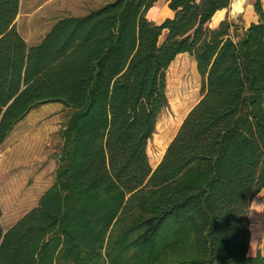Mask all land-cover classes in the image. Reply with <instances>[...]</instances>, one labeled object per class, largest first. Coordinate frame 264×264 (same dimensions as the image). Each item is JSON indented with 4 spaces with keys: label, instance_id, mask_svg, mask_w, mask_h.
<instances>
[{
    "label": "trees",
    "instance_id": "obj_1",
    "mask_svg": "<svg viewBox=\"0 0 264 264\" xmlns=\"http://www.w3.org/2000/svg\"><path fill=\"white\" fill-rule=\"evenodd\" d=\"M158 1L106 2L28 45L21 0H0V146L31 110L69 109L52 185L0 221V264H264L248 217L264 194L262 0L256 23L213 28L229 0H166L173 15L156 23ZM184 53L200 99L152 168L166 71Z\"/></svg>",
    "mask_w": 264,
    "mask_h": 264
},
{
    "label": "rangeland",
    "instance_id": "obj_2",
    "mask_svg": "<svg viewBox=\"0 0 264 264\" xmlns=\"http://www.w3.org/2000/svg\"><path fill=\"white\" fill-rule=\"evenodd\" d=\"M109 1L112 0H21L16 26L28 45L37 44L58 19L84 15ZM168 11L166 0H160L147 12V17L161 23L172 17ZM221 13L214 17L218 20H211V28L225 17L241 24L242 17H232L229 9ZM200 95L201 80L194 59L186 53L177 55L166 71L168 105L158 117L147 145L152 168L161 160ZM68 114L69 109L61 103L41 105L15 126L0 146V221L5 228L52 185L62 145L60 132ZM253 201L264 203V194L257 195ZM248 217L251 222L250 252L255 254L264 237V207L251 204Z\"/></svg>",
    "mask_w": 264,
    "mask_h": 264
},
{
    "label": "clouds",
    "instance_id": "obj_3",
    "mask_svg": "<svg viewBox=\"0 0 264 264\" xmlns=\"http://www.w3.org/2000/svg\"><path fill=\"white\" fill-rule=\"evenodd\" d=\"M248 0H229L228 8L230 15L234 18H239L247 14ZM254 207H264V203L257 204L255 201L251 203Z\"/></svg>",
    "mask_w": 264,
    "mask_h": 264
},
{
    "label": "crops",
    "instance_id": "obj_4",
    "mask_svg": "<svg viewBox=\"0 0 264 264\" xmlns=\"http://www.w3.org/2000/svg\"><path fill=\"white\" fill-rule=\"evenodd\" d=\"M158 3V2H157ZM157 3H155V5L157 4ZM154 5V6H155ZM248 5L250 6V7H248V10H247V14L246 15H244V16H241L242 17V21H241V24L242 25H244L245 27H247L248 25H250L251 23H256L257 21H258V17H257V15L255 14V12H254V10H253V0H248ZM166 6H167V3H166ZM262 6H264V0H262ZM169 12V11H168ZM222 11H218L215 15H218L219 13H221ZM170 14H172V12L170 11L169 12V15ZM215 15L213 16V18L215 17ZM212 18V19H213ZM13 131V130H12ZM40 197V196H39ZM39 199V198H38ZM38 201V200H37ZM37 203V202H36ZM35 203V204H36ZM34 204V205H35ZM34 205H32L30 208H32ZM29 208V209H30ZM28 209V210H29ZM27 211V210H26ZM25 211V212H26ZM24 212V213H25ZM23 213V214H24ZM23 214H21L20 216H22ZM19 216V217H20ZM18 217V218H19ZM18 218H16L11 224H13ZM10 224V225H11ZM10 225H8L7 227H9ZM6 227V228H7ZM262 234H264V231H262ZM261 238H264V237H261ZM249 255H254V253H251L250 252V248H249Z\"/></svg>",
    "mask_w": 264,
    "mask_h": 264
},
{
    "label": "bare ground",
    "instance_id": "obj_5",
    "mask_svg": "<svg viewBox=\"0 0 264 264\" xmlns=\"http://www.w3.org/2000/svg\"><path fill=\"white\" fill-rule=\"evenodd\" d=\"M221 14H222V13H221ZM213 19H214V18H213ZM214 20L216 21V20H218V18H215Z\"/></svg>",
    "mask_w": 264,
    "mask_h": 264
}]
</instances>
